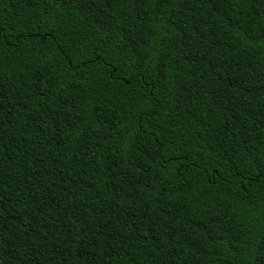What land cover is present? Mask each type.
Wrapping results in <instances>:
<instances>
[{"label": "trees", "instance_id": "obj_1", "mask_svg": "<svg viewBox=\"0 0 264 264\" xmlns=\"http://www.w3.org/2000/svg\"><path fill=\"white\" fill-rule=\"evenodd\" d=\"M0 264H264V0H0Z\"/></svg>", "mask_w": 264, "mask_h": 264}]
</instances>
